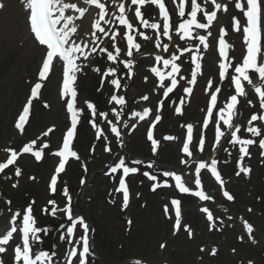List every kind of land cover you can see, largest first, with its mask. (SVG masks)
Wrapping results in <instances>:
<instances>
[{
    "label": "rangeland",
    "instance_id": "rangeland-1",
    "mask_svg": "<svg viewBox=\"0 0 264 264\" xmlns=\"http://www.w3.org/2000/svg\"><path fill=\"white\" fill-rule=\"evenodd\" d=\"M197 2L203 9V0ZM177 14L178 11L176 16ZM200 15L199 12L198 17ZM235 15L241 17L240 12L235 11L232 16ZM203 17L202 15L201 20ZM18 32H24L25 37L17 38L21 34ZM145 32L150 37L149 47L158 50L153 43L157 41V37H152L151 32ZM180 35L177 33L173 38L175 41L173 50L177 56L180 54L179 49H183L185 45V39H181ZM216 37L217 34L212 32L210 39L215 40ZM229 38L232 40L230 34ZM232 41L233 51L238 55L239 44L234 39ZM36 49V45L29 37L21 6L17 0L9 3L0 14V162L8 157V150L19 153L21 146L28 142L34 141L39 146H43L44 142L48 141L44 133L48 132L47 128L50 126L55 128L51 133L50 143L56 144L59 133L63 130L67 131L71 125L68 114L65 115L63 104L58 99L59 81L54 73L43 92V99L47 100L43 102L49 104L48 108H44L41 104L43 102L37 98L31 110L33 114L29 125L23 132H18L17 115L21 111L22 104L28 101L29 87L35 81L34 76L41 57V52L38 55ZM213 55L214 52L208 54L209 64ZM100 64L103 68L110 63L104 55L101 59L99 55L94 56V60L90 61L78 83L77 107L82 111L79 112L80 119L78 118L75 141L79 158H74L75 160L65 165L64 170L57 177L59 181L53 192L50 181L56 171L57 160L53 155L55 150L52 152L48 150L45 159L40 163L35 162L30 156H23L17 168L0 179L2 217H8L12 209L28 208L31 205L41 224L48 229L51 226L57 229L59 224L52 223L50 219H63L65 214L57 210L55 215L51 212L53 208H63L68 205L69 201L64 195V189L67 188L74 214L80 212L77 206V203H80L82 212L84 211L93 224L92 236L96 251L95 253L93 251L88 264H135L133 262L135 259L148 261L150 264H248L249 262L264 264V150L258 145L249 148L255 153H251L245 159L246 163H238V160H243V155L239 151H234V148L240 150V144L232 143L229 139L221 147L217 156V160L220 157L221 161L217 168L226 180V191L235 195L236 200L229 203L219 196L218 191L216 194L212 192L210 199L200 203L201 207L203 205L208 209L212 217L215 215V220L208 223L198 213V204L196 205L192 199L185 198L183 218L178 230L175 227L176 214L170 205L173 198L180 197L173 191L175 189L173 179H170V188L156 191L153 187L158 183L157 180H146L141 173L128 177L132 196L125 207L124 196L117 188L123 173L118 172L117 177H104L102 174L105 169L104 163H109L113 157V153L104 152L109 146L112 152L152 159L164 169L183 167V177L191 180L195 174V164L191 162L192 159H188L189 155L186 157L179 153V147L185 141L190 122L193 123L192 127L196 124L195 136L202 133L200 123L205 112L206 92L211 91L206 84L208 75L199 83L191 99L184 102L181 114H174L170 106L181 100L184 95L183 85L172 95V99L166 102V108L160 115L163 121L157 126L153 136L157 142L154 146L153 140L148 137L150 131L148 124L135 125V118L128 113L125 139L123 140V136L115 137L111 133V127L119 125L124 109L113 104L109 97L122 94L123 88L116 90L112 83L99 81L100 72L96 71V67ZM144 64L150 65L151 60L145 61ZM183 68V76L188 77L190 68L192 71V63L186 62ZM216 69L217 67L212 69L214 76ZM136 73H139L136 80L131 85L128 82L130 86L128 93L135 92L139 97L144 92L153 94L155 88L150 84L146 85L143 80L145 76L149 79L145 68H138ZM125 79L122 80L123 86L126 83ZM214 84L221 86L218 80L214 81ZM136 101L137 99L133 103ZM86 102L94 103L96 109L94 120L104 127L101 139L96 136L95 129L90 124V120L93 119L92 110L88 108ZM113 109L116 111L114 112ZM251 111L248 109V114ZM100 113H106V118ZM116 113H119V118ZM35 118L38 121L36 125L33 121ZM109 121L112 123L109 124ZM260 128L264 132L263 126ZM166 133L169 137H173V143L162 140V136ZM253 136L258 144L260 137L254 134L249 138ZM197 140L199 142V139ZM198 142L196 145L200 146ZM203 145L206 146L204 143ZM194 150L195 148L191 154L196 156L197 152ZM206 151L210 152V150ZM211 155H207L205 159H210ZM228 157L231 161L227 160ZM242 168H249L250 173L246 175ZM17 169L20 170L19 178L15 175ZM6 194L13 199V203H9ZM14 200L19 202L15 203ZM50 201H55V204H50ZM240 220L248 221L255 228L251 236H246L247 233L243 230ZM54 230L49 229L46 235L41 232L42 243L35 244V248L45 247L51 252L56 246L55 251L62 255L60 258L59 255L55 256V264H62L59 259L65 253L66 243L61 239V235L54 237Z\"/></svg>",
    "mask_w": 264,
    "mask_h": 264
},
{
    "label": "snow or ice",
    "instance_id": "snow-or-ice-1",
    "mask_svg": "<svg viewBox=\"0 0 264 264\" xmlns=\"http://www.w3.org/2000/svg\"><path fill=\"white\" fill-rule=\"evenodd\" d=\"M116 2V0H114ZM247 2V8L245 9L243 0H236L235 7L241 11L244 12V15L246 17V26L243 28L244 32V43L246 44V55L243 58V61L240 65L235 67V75L232 79L235 84V91L236 95H232L229 98V102L226 103L225 108L220 109V115L219 119L224 122V124L228 125L229 128H233L234 125L232 124V118L235 115L234 109L236 104L238 103V96L239 95H246L245 89L243 87L242 81L248 82V84H252L251 77L249 75V72H254L258 75V78L261 82V86H256L255 91L258 93L260 98L261 107L264 108V49L261 48L260 40H261V32H260V8H259V0H246ZM86 4L89 5H95L99 9L98 19L93 24V32L91 33L93 40H98L99 37L96 35V30L98 29L101 33H104V35H108L107 32H105L104 28L100 25V21H105V23H111V21H106L105 17L108 15V11L106 9V6L104 3L101 2V0H85ZM145 3H152L159 7L160 9V15L162 16L164 20L163 24V35L171 39L170 32L172 30V25L170 23V15L169 12L165 6L164 0H132V4H136L139 6H143ZM185 3L186 0H179V3L177 4V7L179 9V16L185 17ZM191 3V13L190 18L183 20V22L179 23L178 28L176 31L180 33V38H192L193 37V28L198 29H207L210 27L212 21L216 18V12L213 11L211 13L204 12V15L207 17V23H201L198 21V13L201 11V5L197 2V0H190ZM212 3L215 4V7L217 9H220L221 7L224 8L225 11H227L226 5H220L216 3V0H212ZM3 5L0 4V7ZM25 7L29 11V22H30V30L34 34L35 39L39 42L40 45L46 46L47 52L45 59L42 64V69L39 73V77L41 80L46 78V73L50 71V67L54 61V59H59L63 64V86H62V95L64 97L71 95V100L67 103V111L71 114V126L67 130L65 134V138L63 141L62 148L55 153L58 155L60 159V163L58 167L56 168L55 174L52 176L50 181V187L53 192L56 190V184H57V177L60 172H62L65 168V163L69 157H75L79 158L77 153L72 150L71 143L75 137L76 134V127H77V117L80 111V109H76L74 107L77 92L75 88L73 87L74 82L76 80L75 73L80 70V66L77 64V60L80 57H83L84 59H87L88 55L91 53H88L85 51V49L88 48V44L84 42L77 43L75 39H73V36L77 32V25L75 24V20L83 17L85 12L87 11L86 8L79 7L76 3L69 2V0H25ZM119 7V16H115V19L119 21L120 24L126 25L129 30L133 28V25L127 20L125 15V6L121 2L118 5ZM68 10H72L74 13H78L79 16L75 15H66V12ZM135 14L137 18L141 21V23L145 27H151L153 29H156L159 31L160 25L157 23H149L147 20L143 19L142 13L140 11V7L136 8ZM115 15V14H113ZM235 21V30L239 31V20L235 17L233 18ZM224 35H226V31L222 30ZM118 32H114L111 36V39L115 41L116 36L118 35ZM211 33H209L210 35ZM127 35V41L129 50L127 55H132V50L136 49L139 50L140 45L133 42V36L130 34ZM143 35V33H141ZM147 39V36L144 37ZM196 39H199L203 44L204 47L207 48V37L206 36H197ZM157 47H160V44L157 43ZM226 41L223 38V35L219 38V52L221 57H226ZM164 50L168 51V45H164ZM92 52L96 51V47H93L91 49ZM101 52H107L108 59L115 61L116 56L113 55L112 52L108 51L107 49H100ZM183 51L190 52L191 48H184ZM116 53H119V49L116 48ZM258 57L260 58L258 60ZM157 61H160L163 59L162 57L157 56ZM177 59H179L178 56H173L171 60L164 59L163 63L165 67H168L169 64H171V72L168 73V76H171V86H169L164 93L165 96L168 95L169 92L173 91V89L176 87L178 81L176 80L174 73H178L179 71V65L175 62ZM193 60H196L197 57L193 56ZM126 66L131 67V61H125L124 62ZM231 65H228L224 63L223 61L220 64V76L222 78H226V70ZM200 64H196L197 70L200 69ZM99 71V69H97ZM109 73L115 74V69H109ZM152 71L159 76L161 84L163 83V80L165 79L164 74H162L158 68L153 67ZM193 76H195V73H193ZM111 83L116 87L118 90L120 87L119 79H113ZM211 86V81L209 82V87ZM42 87L41 83H36L32 89L31 97L29 98L27 105L24 107L22 114L19 117V120L17 122V128H19L21 131H23V125L24 122H26V117L29 114V106L32 104V100L34 98L38 97V89ZM187 91H191V89H187ZM220 89L217 88L215 90V93L211 95V105L214 107L217 103V94L219 93ZM147 99V97H144ZM110 101L116 102L117 104H124L125 100L123 97H119L117 95H112L110 97ZM89 109L92 110L91 114L93 117V120L91 121L93 123V126H95V120L94 117L96 116V109L95 106L92 105L90 102H86ZM115 112L116 110L113 109ZM150 110H145V112L140 115V118L143 119L144 116H147ZM179 111V109H178ZM117 114V118H119V113ZM101 116H104L106 118V113H100ZM212 115V108L210 107L208 110V116L211 117ZM264 117H260L258 115H253L252 120L256 119H262ZM159 120V117H157V121ZM112 122L109 121V124ZM208 121H205V127L207 126ZM113 132H115L117 135H119V132L115 126L111 129ZM188 130V136L187 140L190 142L192 140V132L193 127L192 125L187 126ZM51 131V129H49ZM247 131L253 133V134H259V130L253 127H249ZM239 132V127H235V132H233V143H239L241 145L240 151L241 153L247 154V148L246 145L252 144L254 141L252 140H242L240 139L236 133ZM223 135V133L220 131L219 127L217 126V143L219 142V138ZM148 137L150 140H153V145L157 143L152 136V132L149 131ZM167 139H173V137H167ZM35 142H31V144H34ZM203 139L200 140V148L203 149ZM31 144L26 145L23 147L22 151L25 153L32 151ZM46 146V145H45ZM261 147H264V141H261ZM11 152L10 158L6 162H0V172H3L6 168L9 167V165L13 164L15 159L18 157V153L15 150H8ZM183 151L187 153L188 155H191V152L189 150L188 143H185L183 147ZM37 160L41 159V152L37 151L34 153ZM139 163V162H137ZM186 163V162H185ZM217 161L213 160L211 162V172L215 176V178L223 184V181L221 180L219 173L216 169ZM118 167H123L124 175L131 172H136L137 169L135 168H128L124 166V161L121 160ZM206 165L204 163H200L199 167L196 169V184L200 185L199 180V173L200 170L205 168ZM117 170L116 167L112 169L113 172ZM242 171L248 172L249 169L242 168ZM16 175H20V170H16ZM167 176H173L176 181L177 188L184 193L189 192L190 190L182 183V178L179 175H176L175 173H165ZM153 180L156 179V177H151ZM15 186V185H14ZM120 188L124 192V206L127 207L128 199H129V193L127 190V187L125 186V183L123 179L120 183ZM196 196H198L201 199H210L202 190L196 191L194 193ZM64 195L67 197L69 203L64 209V211L67 213V217L69 220H72V212H71V206L70 201L71 197L68 195L67 188L64 189ZM224 195L227 197V199L231 200L233 197L227 192H224ZM10 203V202H9ZM50 204H55V201H50ZM176 208H175V214H176V225L175 227L177 230L180 226V201L174 200L172 202ZM205 213H207V218L211 221L213 219L212 214L208 211V209H203ZM52 215L56 214V209L53 208ZM17 218L21 219V223L17 225L16 221ZM80 223L84 229L85 235L80 237L78 240H76L75 245L73 247H70V250L67 253L68 260L66 264H72V259L77 258L79 255V264H87V255L90 251L89 248V240L87 237V231H88V225L83 223V218H78V220L73 221L72 226L67 228V234L69 236L74 235V230L76 227V224ZM11 229L7 232L4 239L0 240V243L7 244L9 240L12 239L13 233L17 232L18 228L19 231L22 234V244L18 245L14 248V254H15V260L17 264H55L54 257L56 256V251L53 250L51 252L47 250L38 249L36 251L33 250V244H41L42 243V237L40 235L41 232H43L45 235L48 233L47 228H40L36 227V221L32 215V207L31 205L28 206L27 209L24 210V213L21 217V213L19 210H17L13 216L11 217ZM248 231L251 232V226L247 225ZM190 232V229H189ZM61 239H65V237H61ZM68 243L71 245L72 240L69 239ZM82 245V251L80 250V246ZM5 248L0 247V252L5 251ZM215 252V250H213ZM0 264H2V261H0ZM135 264H141L140 261H136Z\"/></svg>",
    "mask_w": 264,
    "mask_h": 264
},
{
    "label": "bare ground",
    "instance_id": "bare-ground-1",
    "mask_svg": "<svg viewBox=\"0 0 264 264\" xmlns=\"http://www.w3.org/2000/svg\"><path fill=\"white\" fill-rule=\"evenodd\" d=\"M10 2H14V0H10ZM70 2H71V1H70ZM16 8H17V7H16ZM19 33H21V32H18V34H19ZM18 34H17V35H18ZM23 34H24V32L21 33L20 35H18L17 38H19V37H20V38H24L25 36H24ZM78 34H79V31L77 30L76 34L73 36V39H75L77 43H80L81 40L79 39ZM37 51H38V50H37ZM132 94H135V92L132 93ZM132 94L130 93V99H132L133 96H134V95L132 96Z\"/></svg>",
    "mask_w": 264,
    "mask_h": 264
}]
</instances>
